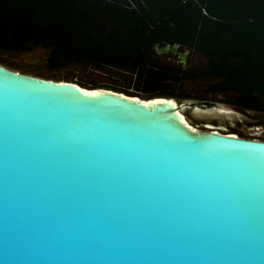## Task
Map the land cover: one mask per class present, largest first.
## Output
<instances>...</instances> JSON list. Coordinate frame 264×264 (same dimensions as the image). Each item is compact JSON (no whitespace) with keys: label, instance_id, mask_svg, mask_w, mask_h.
<instances>
[{"label":"water","instance_id":"1","mask_svg":"<svg viewBox=\"0 0 264 264\" xmlns=\"http://www.w3.org/2000/svg\"><path fill=\"white\" fill-rule=\"evenodd\" d=\"M192 103L0 65V264H264V141Z\"/></svg>","mask_w":264,"mask_h":264},{"label":"trees","instance_id":"2","mask_svg":"<svg viewBox=\"0 0 264 264\" xmlns=\"http://www.w3.org/2000/svg\"><path fill=\"white\" fill-rule=\"evenodd\" d=\"M156 44L203 61L168 63ZM37 49L46 51L49 72L83 67L115 79L56 81L184 100L196 98L186 84L204 83V92L227 96L264 123V0H0V53Z\"/></svg>","mask_w":264,"mask_h":264},{"label":"rangeland","instance_id":"3","mask_svg":"<svg viewBox=\"0 0 264 264\" xmlns=\"http://www.w3.org/2000/svg\"><path fill=\"white\" fill-rule=\"evenodd\" d=\"M46 56V51L42 49H37L33 52L25 54L0 53V62L1 65L10 70L45 79H51L54 81L57 79L73 82L89 80L95 85L107 86L115 80L107 70L85 69L83 67L65 69L58 73L49 72L44 68V63L47 58ZM188 60L189 66H196L199 60L200 62L203 61L200 56L195 54L191 55V53H189ZM168 61L174 62L173 60ZM90 86L91 85L88 84L87 88H91ZM185 87L189 90V92H191L192 95L204 94L202 92L203 88L205 87L204 83H188L185 85ZM139 97L145 99L142 96ZM209 99L221 102L220 100L223 99V96L218 94L215 95L214 98L212 97ZM174 100L177 103L186 102L184 99L174 98ZM223 100H226V98ZM181 111L185 115L189 124L193 125V127L197 128L198 130H205L206 127H211L213 130H217L220 133H234L237 136H239V134H243L247 139H257L264 141V123H258L256 121L257 117H255V115L251 112H247L245 114L247 119L244 120L242 117L245 115L242 113V115L207 114L203 113V111H194L193 107L191 106H183ZM211 120L216 121L217 123L213 124L211 123ZM206 122H208V124H206Z\"/></svg>","mask_w":264,"mask_h":264},{"label":"flooded vegetation","instance_id":"4","mask_svg":"<svg viewBox=\"0 0 264 264\" xmlns=\"http://www.w3.org/2000/svg\"><path fill=\"white\" fill-rule=\"evenodd\" d=\"M180 52H183V51H186V50H183V51H181V50H179ZM188 51V50H187ZM189 53H190V51H188V54H187V58H186V61H185V63L183 64L182 62H181V60L177 57V56H175V55H172V54H166L167 56L165 57V61H167L168 63H171V64H176V65H181L182 67H187V66H189L188 65V57H189ZM168 60H173L174 62H171V61H168ZM199 62H200V60H199ZM197 63L196 64V66H199L202 62H200V63ZM207 88V85H205V87L203 88V90H202V92L204 93L203 95H196V99L194 98H192V99H186V102H185V104L187 103V102H193L190 106L191 107H193V110H194V108L196 107V108H199V109H206V108H211V107H213V106H215L216 104H218V103H221V104H224V105H226V106H229V107H233L234 109H236L237 111H239L237 108H235L229 101H228V97L227 96H224V95H221V94H219V95H221V96H223V99H225L226 98V100H223V99H221L220 101L221 102H219V101H216V100H213V99H209V98H214V96L216 95V94H212V93H206V92H204V90ZM223 100V101H222ZM189 105H188V107H190ZM242 113V112H241ZM242 114H246V113H242ZM247 116L245 115V116H243L242 118L244 119V120H246L247 118H246ZM211 123H213V124H216L217 122L216 121H213V120H211ZM210 123V124H211ZM206 124H208V122H206ZM193 126V125H192Z\"/></svg>","mask_w":264,"mask_h":264},{"label":"bare ground","instance_id":"5","mask_svg":"<svg viewBox=\"0 0 264 264\" xmlns=\"http://www.w3.org/2000/svg\"><path fill=\"white\" fill-rule=\"evenodd\" d=\"M88 89V88H87ZM86 92V91H85ZM172 102L174 103V101L172 100ZM175 104V103H174ZM176 105V104H175ZM179 113H182V112H180V111H178ZM182 118H183V120L186 122V124H188L189 125V122L186 120V118H185V116H183L182 115ZM192 129H194V130H198L197 128H194V127H191ZM217 131V130H216ZM218 132V131H217Z\"/></svg>","mask_w":264,"mask_h":264}]
</instances>
